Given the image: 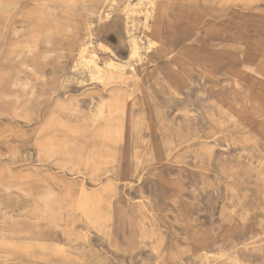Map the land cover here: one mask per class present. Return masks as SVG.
<instances>
[{
	"label": "rangeland",
	"instance_id": "374dc122",
	"mask_svg": "<svg viewBox=\"0 0 264 264\" xmlns=\"http://www.w3.org/2000/svg\"><path fill=\"white\" fill-rule=\"evenodd\" d=\"M47 1L0 0V264H264V0Z\"/></svg>",
	"mask_w": 264,
	"mask_h": 264
},
{
	"label": "bare ground",
	"instance_id": "6f19581e",
	"mask_svg": "<svg viewBox=\"0 0 264 264\" xmlns=\"http://www.w3.org/2000/svg\"><path fill=\"white\" fill-rule=\"evenodd\" d=\"M107 1H110V0H105V3L107 4L108 2ZM41 5L43 6V9L44 11L48 8V1L47 0H41ZM20 6V5H19ZM164 9L166 8L165 6H163ZM17 9V8H16ZM101 16H104V14L102 13ZM107 16L108 13H107ZM132 38L134 39L132 45H131V52H130V55L128 58L126 59H120V60H116L114 57H113V53L111 54L110 52H112L110 50L109 47H107V44L106 43H101L102 46H104L105 48L109 49L110 52H107L104 56V67H101L100 65H98L94 60H92L93 62V65H94V69L98 72H101L103 70H105L106 72V76L109 78V79H112V78H115L116 77H122L123 79L126 78V73H124L125 71V68L126 66L129 64L130 60L134 57H136L137 53H138V47L141 46L142 44V39L141 37H139L138 35H135V33L132 34ZM94 36H89L86 38L85 41H82L80 46H79V55H80V60H81V64H83V57H84V54L87 52V50L89 49V46L94 43ZM92 51H93V57L96 55V49L92 48ZM103 68V69H102ZM119 70V71H118ZM136 157L138 158V153L136 154ZM139 159V158H138ZM138 162H140V159L137 160ZM46 207H49L47 210L50 211L51 213V216L56 218V217H60L61 213L62 212H59V210H57L56 208L54 207H51L49 205V201L47 203V206ZM43 210V209H41ZM44 211H46V209H44ZM71 218L67 219L66 222L70 221ZM67 225H70L67 223Z\"/></svg>",
	"mask_w": 264,
	"mask_h": 264
}]
</instances>
